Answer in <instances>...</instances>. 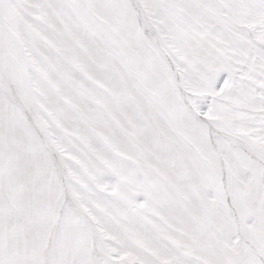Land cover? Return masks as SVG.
I'll use <instances>...</instances> for the list:
<instances>
[{
    "label": "snow or ice",
    "instance_id": "snow-or-ice-1",
    "mask_svg": "<svg viewBox=\"0 0 264 264\" xmlns=\"http://www.w3.org/2000/svg\"><path fill=\"white\" fill-rule=\"evenodd\" d=\"M0 264H264V0H0Z\"/></svg>",
    "mask_w": 264,
    "mask_h": 264
}]
</instances>
